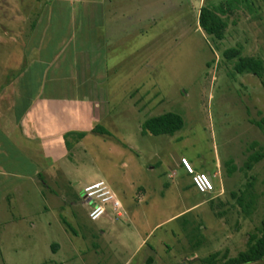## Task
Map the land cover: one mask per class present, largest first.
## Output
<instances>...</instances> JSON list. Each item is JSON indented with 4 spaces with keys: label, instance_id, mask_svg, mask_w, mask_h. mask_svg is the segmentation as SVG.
Here are the masks:
<instances>
[{
    "label": "rangeland",
    "instance_id": "rangeland-1",
    "mask_svg": "<svg viewBox=\"0 0 264 264\" xmlns=\"http://www.w3.org/2000/svg\"><path fill=\"white\" fill-rule=\"evenodd\" d=\"M89 1L0 0V99L8 95L0 113L7 114L17 80L21 104L35 100L13 138L38 168L28 177L7 165L11 154L0 136V264L237 257L264 221V159L246 168L264 152L256 124L264 118V73H237L238 58L230 61L225 52L239 49L264 61V0H243L222 15L228 25L222 41L202 30L200 12L222 4L227 10L232 0H116L107 6L105 29L98 28L106 35L101 85H55L52 71L34 64L35 50L52 52L86 25L95 29L82 15ZM167 113L180 115L184 128L174 136L151 134L147 121ZM6 122L0 119V129ZM98 126L110 135L95 133ZM183 156L211 173L212 198L176 169ZM98 182L117 194L124 217L109 210L90 219L83 193ZM240 197L253 200L249 213Z\"/></svg>",
    "mask_w": 264,
    "mask_h": 264
},
{
    "label": "crops",
    "instance_id": "crops-1",
    "mask_svg": "<svg viewBox=\"0 0 264 264\" xmlns=\"http://www.w3.org/2000/svg\"><path fill=\"white\" fill-rule=\"evenodd\" d=\"M144 4H147V0H143ZM150 4H151V0ZM118 3L116 0H92L91 2L84 3V9L82 15L87 21H90L93 25H96L95 29H87L86 26L84 27L83 31H78L76 34L72 35L69 39L61 40L57 46L53 49L52 52L45 51V47L39 46L36 48L35 51L38 53L37 59H35L34 64L39 68H46L48 71H52L50 74L51 78L55 80V85H66V86H89L94 83L101 85V82L98 80H104V72L99 68L100 65V54L106 47L105 42V31L103 32L98 29L99 27L103 26L106 19V14L108 11L107 6H114ZM96 16L99 18L96 20ZM131 18V15H129ZM95 20L98 22H95ZM88 27V26H87ZM96 29L98 31H96ZM86 38V40H84ZM88 39V40H87ZM97 55L95 59L91 57V55ZM88 55V57H87ZM90 55V56H89ZM94 62L91 63L90 62ZM91 65V66H90ZM41 70V69H40ZM102 73L103 77L98 78V72ZM28 74V73H27ZM17 80L10 84L9 91H13V96L11 95V101L8 103L7 107V114L0 113V119H6V125L1 124L0 135L4 142L9 143L10 147L14 150V155L6 157V164L7 165H15L24 172L23 174L27 175L28 177H34L35 169L37 165L30 160L23 152L19 151L15 145V138H13L15 130L21 126L27 114L30 113L31 109L34 107V100L30 103L26 104L25 106L22 105V97L14 91V87L17 86ZM4 96V97H3ZM0 99V111H1V104L6 102L4 99L6 94H3ZM65 99V98H64ZM50 100H61V98L53 99L51 97ZM68 99L62 100L66 101ZM48 101V100H47ZM31 104V105H30ZM30 105V106H29ZM29 106V107H28ZM9 123V124H8ZM12 124V131L11 128L8 127ZM7 130H6V129ZM8 153V152H7ZM182 158H188L191 162L192 166L197 172H204L211 175L210 172L205 171L199 168L192 157L183 156ZM181 158V159H182ZM181 160L178 161L177 165L175 166L176 169L184 170L182 167ZM22 167V169H21ZM219 167V166H218ZM21 172V171H19ZM178 173L173 171L171 178L177 176ZM213 196V195H212ZM211 196V198H212ZM209 197V195H208ZM126 212H124V215ZM123 215V217H124ZM145 243V240L140 243V247H142Z\"/></svg>",
    "mask_w": 264,
    "mask_h": 264
},
{
    "label": "trees",
    "instance_id": "trees-1",
    "mask_svg": "<svg viewBox=\"0 0 264 264\" xmlns=\"http://www.w3.org/2000/svg\"><path fill=\"white\" fill-rule=\"evenodd\" d=\"M242 1L243 0H232L231 4L227 3V10L224 8V4L214 9L203 6L199 19V24L202 30L209 36L215 37L219 41L224 40L225 31L228 25L227 22L222 18V15H226L227 12L234 11L235 8H237V5L242 3ZM225 57L230 61L238 58V62L235 65V70L237 73L253 74L258 78L263 77L264 61L262 59L242 57V52L239 49H231L226 51ZM256 124L264 131V118ZM184 126V119L180 115L173 113H167L162 116L152 118L146 123L147 129L155 136H174L176 133L181 131ZM95 133L110 135V132L102 126H98L95 129ZM79 136L80 139H83L86 135L85 133H82ZM4 144L8 149L3 146L2 150H6L11 154V156H13V148L10 147L9 143L4 142ZM263 159L264 152H256L250 157L249 162L246 164V168L251 170L254 164L260 163ZM251 186L252 184H249L247 186V190H249ZM234 197H237L236 194ZM237 199L239 205L243 207L247 213H249L252 205L254 204L253 200H251L248 204H245L241 197ZM220 255V253L211 255L207 259L203 260L201 264H254L256 262L264 261V221L262 223V227L257 230V233L250 236L246 251L241 252L237 257H229L227 253L222 257Z\"/></svg>",
    "mask_w": 264,
    "mask_h": 264
},
{
    "label": "built area",
    "instance_id": "built-area-1",
    "mask_svg": "<svg viewBox=\"0 0 264 264\" xmlns=\"http://www.w3.org/2000/svg\"><path fill=\"white\" fill-rule=\"evenodd\" d=\"M186 173L192 177L196 190L202 194L212 196L215 192V185L211 175L204 172H197L188 158L180 161ZM84 200L90 205V219L95 222L106 216L109 210L118 217H123V204L109 186L104 182H98L86 187L83 193Z\"/></svg>",
    "mask_w": 264,
    "mask_h": 264
},
{
    "label": "water",
    "instance_id": "water-1",
    "mask_svg": "<svg viewBox=\"0 0 264 264\" xmlns=\"http://www.w3.org/2000/svg\"><path fill=\"white\" fill-rule=\"evenodd\" d=\"M209 198H211V196H209Z\"/></svg>",
    "mask_w": 264,
    "mask_h": 264
}]
</instances>
